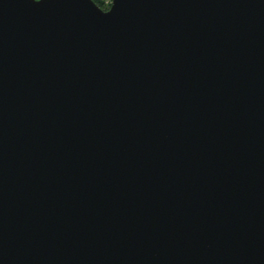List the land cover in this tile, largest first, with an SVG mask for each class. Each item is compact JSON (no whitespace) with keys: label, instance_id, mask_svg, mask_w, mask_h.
<instances>
[{"label":"water","instance_id":"95a60500","mask_svg":"<svg viewBox=\"0 0 264 264\" xmlns=\"http://www.w3.org/2000/svg\"><path fill=\"white\" fill-rule=\"evenodd\" d=\"M0 264H264V0H0Z\"/></svg>","mask_w":264,"mask_h":264},{"label":"trees","instance_id":"16d2710c","mask_svg":"<svg viewBox=\"0 0 264 264\" xmlns=\"http://www.w3.org/2000/svg\"><path fill=\"white\" fill-rule=\"evenodd\" d=\"M97 6H100L103 10H107L111 3V0H93Z\"/></svg>","mask_w":264,"mask_h":264}]
</instances>
